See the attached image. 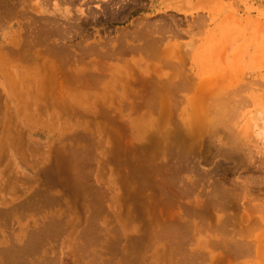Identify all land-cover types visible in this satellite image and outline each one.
Here are the masks:
<instances>
[{
    "label": "rangeland",
    "instance_id": "1",
    "mask_svg": "<svg viewBox=\"0 0 264 264\" xmlns=\"http://www.w3.org/2000/svg\"><path fill=\"white\" fill-rule=\"evenodd\" d=\"M263 106L264 0H0V264H261Z\"/></svg>",
    "mask_w": 264,
    "mask_h": 264
},
{
    "label": "bare ground",
    "instance_id": "2",
    "mask_svg": "<svg viewBox=\"0 0 264 264\" xmlns=\"http://www.w3.org/2000/svg\"><path fill=\"white\" fill-rule=\"evenodd\" d=\"M126 47V46H125ZM164 55V54H163ZM206 70V69H205ZM203 71V70H202ZM74 74V73H73ZM240 75V74H239ZM231 76V75H230ZM205 81L206 80H204V81H202L201 83H202V85H199V86H203V84H205ZM237 81V80H236ZM102 82V81H101ZM210 82V81H209ZM208 82V80L206 81V83H209ZM11 82H9V84H10ZM12 84V83H11ZM10 84V87H12V85H14V84H12L11 85ZM214 84V83H213ZM211 85V84H210ZM198 86V87H199ZM206 86V85H205ZM204 86V87H205ZM208 86H209V84H208ZM219 86V85H218ZM222 86V85H221ZM229 86V85H228ZM14 87V86H13ZM205 89V88H204ZM205 90H207V88L205 89ZM200 91V88H198V91L197 92H199ZM208 91V90H207ZM192 92V91H191ZM202 93H206L207 94V92H202ZM158 94H160V93H158ZM208 94H210V93H208ZM229 94V93H228ZM232 94V93H231ZM195 95H196V93H195ZM195 95L193 94L192 96H194L195 97ZM226 95V94H225ZM235 95V94H234ZM197 96V95H196ZM211 96H212V94H211ZM216 97H218L219 95H215ZM215 96H212V97H214L215 98ZM207 97H209V95L207 96ZM225 97V96H224ZM203 98V97H202ZM222 98V97H221ZM220 98V99H221ZM227 98V97H226ZM191 100H192V97L190 98ZM189 99V100H190ZM195 99V98H194ZM201 99V98H200ZM209 99V98H208ZM208 99H206V100H208ZM211 99V98H210ZM213 99V98H212ZM240 99V98H239ZM191 100H190V102H191ZM214 100V99H213ZM228 100V99H227ZM227 100H225L224 98H223V100H222V102L223 103H221V101H219L218 103L216 102V103H214L215 104V107L217 106V109L215 110V113L214 114H216V117H215V119L213 120V116H211L212 115V113H209L208 111H207V113H209V116L212 118V119H210L209 118V123L214 127V126H216V124L219 122L218 120H219V118L221 117V114H220V112H221V110L222 109H224L223 107H224V105L225 104H227L228 102H224V101H227ZM231 100V99H230ZM215 101H217V100H215ZM236 101V100H235ZM189 102V101H188ZM190 102H189V105H190ZM207 103L209 102V101H206ZM211 102V101H210ZM210 102H209V104H210ZM213 102V101H212ZM244 102V101H243ZM175 103V102H174ZM192 103V102H191ZM195 103H197V102H194V103H192L191 104V106H193V104H195ZM263 103V102H262ZM200 104H202L201 102H200ZM199 104V105H200ZM208 104V105H209ZM214 104H213V106H214ZM217 104V105H216ZM240 104V103H239ZM197 105H198V103H197ZM204 105H206V103L204 104ZM211 105V104H210ZM209 105V110L212 108L211 106ZM202 107V106H201ZM237 107H238V105H237ZM240 107V106H239ZM203 108H206V106H203L202 107V109ZM186 109V108H185ZM190 109H192L191 110V112H190V110H189V112H188V115H187V118H182V121H183V128H184V130H185V133H186V135H187V137L189 138V137H191V136H193L194 134H197V133H200L201 131H204V129H205V121L206 120H204V119H207V118H205V117H203L204 119H202L201 118V113L199 114L198 113V111L199 112H201L202 110L200 109V107H196L195 105L193 106V108L192 107H190ZM196 109H200V110H196ZM207 109V108H206ZM206 109H204V111L206 110ZM215 109V108H214ZM221 109V110H220ZM226 109V108H225ZM236 110V109H235ZM212 111H214V110H212ZM224 110H222V112H223ZM261 111V112H260ZM260 111H258V112H260V116H259V113H258V121L260 122V127H259V132L257 133V134H255V135H257L258 137H260V142L262 143V146L260 145V147L258 148V150L259 149H261V148H263V143H264V106H263V109L261 108V110ZM203 112V111H202ZM179 113V112H178ZM183 113V112H182ZM198 114L200 115V116H198ZM203 114V113H202ZM204 114H206V112L204 113ZM203 114V115H204ZM211 114V115H210ZM213 114V115H214ZM225 114V113H224ZM186 115V114H185ZM208 115V114H207ZM205 116V115H204ZM224 116V115H223ZM206 117H208V116H206ZM228 117V116H227ZM253 117V116H252ZM224 118V117H223ZM236 118V117H235ZM234 119V118H233ZM253 119V118H252ZM204 120V121H203ZM221 120V119H220ZM230 120V119H229ZM254 120H255V118H254ZM257 121V122H258ZM208 122V120L206 121V123ZM232 122V121H231ZM209 123H208V125H209ZM225 123H226V121H225ZM228 124V123H227ZM259 124V123H258ZM246 125H249V124H246ZM251 125V124H250ZM225 126H226V124H225ZM208 127V126H207ZM253 127L254 126H252V128L251 129H253ZM256 127V126H255ZM182 128V127H181ZM229 128V127H228ZM227 128V129H228ZM245 129H246V127H244ZM230 129V128H229ZM245 129H243L244 131H245ZM207 130V129H206ZM205 130V131H206ZM231 130V129H230ZM211 131V130H210ZM243 131V132H244ZM246 131H247V129H246ZM246 131L244 132V134L246 133ZM250 131V130H249ZM235 132V131H234ZM251 132V131H250ZM211 134H212V132H211ZM216 134V133H215ZM233 134V133H232ZM242 134V133H241ZM247 134L248 133H246L244 136H247ZM249 135H251L250 133H249ZM255 135H254V137H255ZM256 136V137H257ZM248 137V136H247ZM253 137V136H252ZM249 138V137H248ZM247 138V139H248ZM254 139V138H253ZM256 139V138H255ZM258 141V140H257ZM233 142V141H232ZM259 143V142H258ZM264 154V153H263ZM184 177V176H183ZM242 181V180H241ZM248 187V186H247ZM246 188V187H245ZM247 191V190H246ZM252 200V199H251ZM214 206H216V204L214 205ZM239 207H241L242 209H241V214H239L238 215V224L239 225H247V226H249L251 229H249V231H250V233L252 234L253 233V238H252V240H250V241H248V243H246V244H244L243 246H244V249L246 250V251H249V253H250V249L252 250V252L254 253V257L256 258V260H258V261H260V263L261 264H264V201H261V202H259V203H249L248 202V204H247V206H244L243 204H242V202H241V205L239 206ZM214 208H217V206L216 207H214ZM222 208L223 207H221L219 210H222ZM239 209V208H238ZM237 209V210H238ZM236 210V211H237ZM218 218H220V221L219 222H221L222 220V218H225V217H223V215H219L218 216ZM223 222H225V221H222V223ZM261 236H262V238H261ZM217 243H219V241H217ZM219 244H221L222 246H224L225 248H227V243H226V241L224 242V241H221V243H219ZM241 246V245H240ZM248 253V252H247ZM210 261L212 262V263H216V262H219L220 261V259H216V258H213V256L211 255L210 257Z\"/></svg>",
    "mask_w": 264,
    "mask_h": 264
}]
</instances>
